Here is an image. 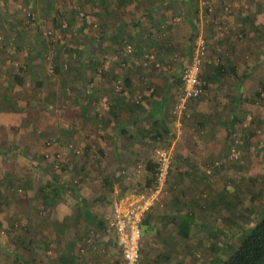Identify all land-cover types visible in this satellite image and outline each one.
Wrapping results in <instances>:
<instances>
[{
    "label": "rangeland",
    "instance_id": "1",
    "mask_svg": "<svg viewBox=\"0 0 264 264\" xmlns=\"http://www.w3.org/2000/svg\"><path fill=\"white\" fill-rule=\"evenodd\" d=\"M261 1L264 3V0ZM199 2L203 7L211 8L208 0H197L196 3L199 5ZM229 3L231 2L228 0L224 1L221 8L230 15L233 7ZM240 3L247 5L248 2L241 0ZM226 5H229V11L224 10ZM239 5L238 3L236 9H239ZM166 7L163 6V9ZM175 8L179 6H168L171 13L167 14L170 16L164 17L162 22L158 21L157 26L149 24L145 28L143 25L145 30L141 27L135 31L134 27L130 26V15L135 9L120 17L114 10V13L103 12L96 0H0V126L4 125L0 127V142H16L6 144L9 152L14 151L12 160L16 154L20 155L14 163L20 168L19 175L23 172V178L22 175H15V180L23 179L31 187L41 186L45 188L46 193H50L47 181L51 186L61 185L60 189L52 190L53 195L48 193L43 197L42 194L43 198L32 202L28 189L23 192L21 188H14L18 194L16 197L25 199L24 210L13 208L10 204L4 209L6 201L13 200L2 198L0 190V215L14 212L10 216L11 222L18 210L24 217L23 224L20 220L9 223L10 226L7 227L0 224V264H20L16 258L22 256L23 251L32 264H53L51 256L58 253L60 246L58 244L52 248L50 245L56 237L55 228L63 227L61 223L56 224L53 217L64 214H80L79 216L86 217L84 206L89 210V217L72 224L74 232L87 229L82 239L74 241L75 249L78 246L79 253L82 248L83 255L77 253L72 264H123L120 246L110 222L116 210L126 211L141 194L149 197L154 194L153 205L142 214L141 223L152 207H161L164 200L170 197L175 199L174 205L179 211L178 218L182 212L194 214L191 220L193 224H188V232H191L192 237L188 240L185 234V242L195 249H187L186 244L183 248L184 243L179 239L177 245L181 247L176 255H173V250L170 255L167 251L166 254H160L159 250L150 264H222L233 252V247L245 236L249 227L261 218L264 201L260 204L254 200L257 199V193L253 189L256 183H263L264 180L253 175L250 176L249 186L252 190L248 192L250 195L246 207H233L231 215L230 209L225 207L223 197L221 200L215 198L218 202L208 208L212 196L216 195L212 184L226 177V171L236 169V164L245 161V157L248 160L245 164L249 163V155L253 152H264V122H259L254 111L250 110L244 116L237 113V120L244 118L247 127L237 128L232 125L230 131H227L230 140L219 148L220 151L214 156L203 157L206 160L198 159L196 165H191L195 170L189 169L185 175L176 165L178 162L174 149L167 145L163 138L161 141H149L138 136L134 143L132 139L125 137L122 144L113 138L110 128L108 131L102 127L97 128L102 112L96 111L98 91L94 89L103 87L101 84L104 80L108 84L106 78L116 72L114 63L116 67L118 65L128 69V61H132L133 67H141L140 63L143 61L157 60L151 46H155L156 42L165 41L169 34L165 31L166 24L178 23L183 18L180 11L172 13ZM40 10L43 14H40ZM114 23L120 25L114 32L115 35L111 31L115 28ZM236 28L237 25L233 26V39L240 42L244 35L236 38ZM155 29L159 31L154 32ZM198 35L205 37L208 43L211 62L206 65L213 70L218 65L225 67L223 56L229 57L232 53L230 49L224 48L217 31H211L208 35L202 31H194L190 55ZM117 39L119 44L116 47L114 43ZM137 42L151 45L150 49L139 50ZM172 48L173 51L167 54L172 62L169 65L173 67L179 59L180 45L174 42ZM53 66L59 68L58 72L53 70ZM33 77L43 83L41 90ZM109 84L110 94L119 96L124 90V84L118 78L111 77ZM61 86L64 95L56 90L54 96L55 89H60ZM89 90H93L94 96L86 100V92ZM180 93L181 79L178 97ZM205 94L206 88L199 99ZM72 96L74 98L70 99ZM257 99L260 106L256 113L261 114L264 111V95L258 96ZM194 100L198 98L188 100L185 109L179 113L172 110L178 117L175 126L181 129V116L191 118L192 109L189 106ZM87 101L94 108L90 107L89 111L82 112ZM92 101L94 103H91ZM215 136L216 140H221L218 135ZM231 147L237 148L238 157L235 159L229 158ZM160 148L170 150L172 168L169 181H166L159 191H154L155 177L148 185L151 173L145 170V166L148 160L155 161V150ZM126 150L131 153L128 159L113 158V153L120 155ZM33 151L38 153L36 158H39L27 159ZM208 153L210 152L205 154ZM40 154L43 159H40ZM215 160L220 161V169L215 175L208 176L210 173H207L206 168ZM252 162L256 164L249 165V172L251 169L260 168L259 163L264 164V158H256ZM49 173L54 176V181L49 180ZM180 178L190 180L189 184H194L199 190L189 193L180 189ZM39 193H42L41 189ZM169 228L165 227V231ZM178 233L180 234L179 231ZM60 234L58 236H61ZM160 236L156 230L147 235L144 245L151 253L160 246L173 243V237L169 234L164 241H160ZM190 251L194 253L188 254ZM66 255V252L60 251L55 257H61L64 260L60 259V262L64 263Z\"/></svg>",
    "mask_w": 264,
    "mask_h": 264
},
{
    "label": "crops",
    "instance_id": "2",
    "mask_svg": "<svg viewBox=\"0 0 264 264\" xmlns=\"http://www.w3.org/2000/svg\"><path fill=\"white\" fill-rule=\"evenodd\" d=\"M96 1L98 6L101 7V10L103 9V12L108 13V11H110L114 13L115 11L120 17L133 12L135 9L132 15H130L132 16V18H130V26L134 27L133 29L135 31L141 29V27L145 30L149 24L157 26L158 21L162 22L164 17L167 18L170 16L167 14L169 12L171 13V9H168V6L172 4L179 6V8L172 10V13L180 11L183 16L178 23L171 25L166 24L165 31L169 32V34H167L165 41L156 42L155 46L149 44V46H146L145 44L137 42V44L139 43V50H149L151 46V49L155 51L157 60L154 62L153 59H150L148 62L143 61L140 63L141 67H133L132 61H128V69L122 67L121 69L118 65L116 67V63H114L113 66L116 72L112 75H116V78L122 80L124 84V91L121 92V95L116 96L114 93L110 94L109 89L111 85L109 81L112 75L106 78L108 84H106L104 80L102 84L100 82L103 87L94 89L98 91V107L96 111L102 112L97 122V128L102 127L106 131L111 129L113 138L122 144L124 143L123 140L125 137H129L134 143L138 136L144 137L149 141L153 135H157L158 138H156L160 141L163 138L164 142L174 149L178 162L176 165H178L179 169H181L185 175L189 172V169H193L192 171L195 170V167L193 166L191 168V165L194 163L196 165L198 159L214 156L215 153L220 151L219 148L230 140V134L227 131H230L232 125H235L237 128L247 127L244 118L240 117L239 120H237V113L240 114V116H244L251 110L254 111L259 122H264L262 120L264 119V111L261 114L256 113L260 106V101L257 97L264 95V3L261 0H246L248 2L247 5L245 3H240L241 0H228L231 2L229 5L233 7V15H229L227 12L222 11V3L226 0H208L211 8L206 5V7H203L201 2H199L200 4L198 5L196 3L197 0ZM238 3L240 4L239 9H236ZM163 6H165L166 9H163ZM244 8H246V10ZM208 9H210V11ZM40 14H43L41 10ZM220 22H225L227 24V29L218 31ZM113 25L115 28L111 31H113L115 35L114 32L117 28H120V25L119 23H114ZM236 25L237 30L244 35V38L240 40V42L234 40L232 36L234 32L233 26ZM157 31H159V29L154 30V32ZM194 31H202L206 33V35L211 31H217L218 35L222 38V45H224L226 50L230 49L232 54L229 57L223 56V60L226 62L225 66L228 65L227 71L221 72V70H213L208 66L203 70V73H201L203 77L205 79L208 77L206 80L203 78L205 82L207 81L206 94L200 99L194 100L189 106L190 109H192L191 118L186 119L183 116L180 117L179 123L183 122L180 129V127L175 126L178 122V117L172 113V110L174 109L180 90L181 70L189 62L190 47L193 43L192 37ZM117 40L118 41L114 44L116 47L117 44H119V39ZM1 42L0 40V43ZM174 42H178L180 48H178L179 59L175 61L172 67V65H169L172 62L167 53L173 51L174 48L171 49V47L174 45ZM1 48L2 45L0 44V52ZM243 54H245V56H243ZM42 88L43 84L38 87L40 90ZM232 88H235V90ZM56 90L58 93H61V90L56 88L54 96L56 95ZM92 92L93 90L86 92V100L88 97L94 96ZM91 103H94V101ZM90 107L91 109L94 108V106L87 101L82 112L89 111ZM238 122H243V124H238ZM3 126L4 125L0 127ZM215 134L218 135L221 140H216L214 138L216 137ZM1 138L2 137H0V141ZM10 142L16 143L14 141L4 142V140H2V143L0 142L1 196L2 198L7 197L13 200L6 201L4 209L10 204L13 208H18V210L21 208L24 210L23 206L25 205V199L17 198L18 194L14 188H21L23 192H27L28 189L32 202L33 200H40L38 193L40 192L41 186L35 185L31 187L28 183L23 181V179L20 181L18 179L15 180V175H22L23 178V172L19 175L18 171L20 168L14 163V161H18L20 155L16 154L15 159L12 160L14 151L9 152L6 149ZM120 146L119 144V147ZM207 152L210 153L206 155L205 153ZM125 153L120 155L113 153V158L128 159L131 153L127 150ZM36 156L35 151H33L27 156V159H38L39 157L36 158ZM261 157L264 158V152H261V154L253 152L249 155L251 159L249 163L245 164V162L248 161L245 157V161H239L236 164L237 167L233 169L234 171H226V177H222L214 182L212 186L215 188L216 195L215 197L214 195L212 196V201L208 203V208L213 207V204L218 202L215 198L221 200L223 197L224 204H226L225 207L230 209L231 215L234 211L233 207H246L249 202V193L252 190L249 186L250 176L253 175L256 178H262L264 180V164L259 163L261 167L251 169L250 172L248 167L249 165L254 166V164H256V162H252V160ZM22 158L25 157L23 156ZM8 162H10V164H8ZM14 172H16V174H14ZM234 178L237 179L234 180ZM180 181L182 183L180 184V189L186 192L193 193L199 190L194 184H189L191 183L190 180L186 181L184 178H180ZM261 185H264V182L256 183L253 189L257 193V199L254 200L258 201L260 204L264 201V186ZM174 200L173 197H170V199L164 200L161 207L155 205L144 215L141 223L142 238L140 241V264H150L153 261V256L158 253L159 250L160 254H166L165 251H167L168 255H170L173 250V255H176L177 250L181 247V245H177L179 239H181V243H184L183 248H185L186 244L187 249H195L192 245H187L185 242L186 238L189 240L192 237V235H190L191 232H188V228L186 230H182L181 228L185 222L187 224H193L191 220H193L194 214L182 212L178 218L177 215L179 211L176 210ZM86 207L87 206H84L86 210L84 213H87L86 217L88 218L89 210ZM18 210H16V216L12 217L11 222H9L10 216L14 212L7 213L4 216L2 213L0 215V224L7 227L8 225L10 226L9 223L16 220H20L23 224V214L22 212H18ZM79 215L80 214H76L72 216L71 214H64L55 215L53 217L54 222L56 224H63V227L58 226L55 228L56 237L53 239L54 241L50 247L53 248L59 244L58 246L60 247L57 249L58 253L56 255H58L60 251L61 253H67L64 263H61L59 258L56 259V255L51 256L53 264H72L74 261V256L78 253V246L75 249L76 245L74 241L77 242L82 239L87 231V229L76 232L72 231V224L79 222V220H87L86 217ZM231 215H229V218H231ZM29 220L30 219H28V221ZM165 227L170 228L168 231H165ZM153 230L161 234L160 241H164L167 234H169L173 237V243L160 246L158 250L155 249L154 252L151 253L150 249L145 248L144 244L147 235ZM58 234L61 236H58ZM185 234H187L186 238ZM20 252L21 251H19V253ZM24 252L25 251H23V254ZM81 252L82 248H80L78 254L83 255ZM192 253L194 252H188L190 255ZM87 254L88 252H86V255ZM85 261H87V259H85Z\"/></svg>",
    "mask_w": 264,
    "mask_h": 264
},
{
    "label": "built area",
    "instance_id": "3",
    "mask_svg": "<svg viewBox=\"0 0 264 264\" xmlns=\"http://www.w3.org/2000/svg\"><path fill=\"white\" fill-rule=\"evenodd\" d=\"M224 10L229 11V5L224 7ZM210 11V9H209ZM227 29V24L222 22L219 25V30ZM208 43L202 35H198L195 39L193 50L191 52L189 62L183 67L181 79V93L177 102L174 105V112L179 113L185 109L187 101L196 99L205 92V82L201 76L203 67L210 64L211 59L208 56ZM238 157L237 148H230V159ZM172 155L167 148L155 150V188L154 191H159L170 175ZM220 161L215 160L213 164L206 169L207 173H211L212 166H219ZM154 194L151 196L140 195L138 200L130 205L126 211L116 210L110 226L113 229L116 240L119 243L123 264H140V241L142 238L141 217L149 207L153 205Z\"/></svg>",
    "mask_w": 264,
    "mask_h": 264
},
{
    "label": "trees",
    "instance_id": "4",
    "mask_svg": "<svg viewBox=\"0 0 264 264\" xmlns=\"http://www.w3.org/2000/svg\"><path fill=\"white\" fill-rule=\"evenodd\" d=\"M236 30H237V28H236ZM241 34L243 35L242 32L238 33V30H237L235 37L239 38V37H241ZM232 36H233V34H232ZM206 66L203 67L201 73H203V70L206 68ZM229 68H230V66H229ZM58 69L59 68L57 66H53V70L55 72H58ZM215 69H217L218 71L221 70V72H225L228 70V66H225V68H224V65H218L217 68H215ZM105 71H106V74L108 76L107 70H105ZM201 76H202V78H204L203 74H201ZM112 77H113V79L114 78L116 79V75L115 76L112 75ZM33 79H34L37 87H39L40 85L43 84L42 82H39L38 79L35 80V77ZM70 80H72V79H70ZM206 85H207V81H206V84L204 85V88H207ZM65 86H66V83L63 84V87H65ZM63 87L61 86V88H60L62 95H64L63 93H65ZM123 91L124 90H122L121 92H123ZM73 98H74V96L70 97V99H73ZM156 137H157V135L156 136L153 135L152 138L150 139V141L151 140L154 141L155 139L158 138V137L157 138ZM6 149H7V147H6ZM6 149H5V151H6ZM36 155H38V153H36ZM41 158L43 159L42 154H40V159ZM213 162H211V164L208 165L207 168H209L213 164ZM156 167H157V164L155 163V161L148 160V162L145 166V170L148 173H151V175L148 177V179H149L148 180L149 183H147L148 185L151 184V181L155 177L154 174H155ZM171 168H172V165H171ZM171 168H170V172H171ZM219 169H220V165L219 166H212L211 173L208 176L215 175ZM48 177H49V180H51V181L55 180L52 173L51 174L49 173ZM169 179H170V177L167 179V181H169ZM47 186H48L47 188H49L50 193L52 195L54 194V193H52V190L56 191V190L60 189V187H61V185L51 186V183L48 181H47ZM41 192L42 193H38L40 198L42 197V194L44 197L45 194L49 193V191H47V193H46L45 188H41ZM181 228H182V230H186L188 228V224L185 222ZM25 254L26 253H24L22 256H20V255L17 256V258H16L17 263H18V261H20V264H30L31 263L30 258L25 257L24 256ZM60 259H61V257L59 258V260ZM61 260H64V259H61ZM51 262H53V261H51ZM222 264H264V212H263L261 218L258 221H256L252 226L249 227L245 236L239 241V243L235 247H233V252L230 254V256L227 259H225V261Z\"/></svg>",
    "mask_w": 264,
    "mask_h": 264
}]
</instances>
